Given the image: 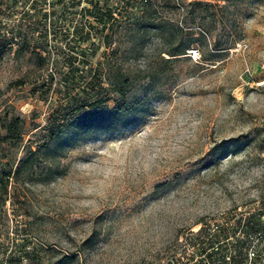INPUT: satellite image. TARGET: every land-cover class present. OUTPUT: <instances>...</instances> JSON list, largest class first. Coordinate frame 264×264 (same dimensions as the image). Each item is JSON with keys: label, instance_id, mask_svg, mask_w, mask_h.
I'll return each mask as SVG.
<instances>
[{"label": "rangeland", "instance_id": "374dc122", "mask_svg": "<svg viewBox=\"0 0 264 264\" xmlns=\"http://www.w3.org/2000/svg\"><path fill=\"white\" fill-rule=\"evenodd\" d=\"M93 1L0 0V120L23 124L21 142L0 140V166L13 169L41 136L67 62L70 79L99 61L120 67L131 120L9 177L0 264H209L206 236L211 264H261L233 244L264 239L246 233L264 223V0H95L111 10L103 24ZM187 35L197 56L166 58ZM107 96L111 106L118 94ZM199 226L200 253L187 242Z\"/></svg>", "mask_w": 264, "mask_h": 264}, {"label": "trees", "instance_id": "16d2710c", "mask_svg": "<svg viewBox=\"0 0 264 264\" xmlns=\"http://www.w3.org/2000/svg\"><path fill=\"white\" fill-rule=\"evenodd\" d=\"M139 2L142 4V7L152 5L150 0H139ZM87 11L93 15L94 19L101 22V24L105 20L112 19L111 10L95 0L87 8ZM175 27L177 28L178 26L175 25ZM81 28V26L74 28V34L77 35L78 42L86 40L89 36L87 31L81 32ZM178 30L177 36L180 37L181 29L178 28ZM186 40L180 44H172L165 51L167 54L166 58H176L178 55L184 53V49L188 48L187 46L192 39L187 35ZM39 57L40 59L44 58V56ZM67 57H69L68 54L64 56V59ZM82 64L84 65V63ZM67 65L66 70L62 72V76L67 79L62 87L61 99L56 102L55 108L48 110L43 124L40 125V128L44 130L40 134L41 136L34 143V146L23 144L22 147H24V150L21 156L17 158L13 169H4L0 166V196H4L6 193V184L9 177L15 180L20 172L27 170L33 165L36 157L40 156L44 159L49 158L52 160L53 157L62 155L61 151L63 148L66 149L70 145L85 139L94 134L98 129L113 131L117 130L124 123L131 121L123 114L126 107L123 104L122 97L124 96L129 79L128 75L120 67L112 69L109 63L99 61L91 68H84L83 66L82 70H80L82 72L81 75L70 79V71L68 69H72V66L68 62ZM102 83H106V86H101ZM100 88L105 89L103 94L97 92ZM89 92L91 93L88 95ZM108 92H116L118 94V97L113 98L114 102L111 106H107L105 103L108 98ZM22 125V118L18 115L12 114L9 117L4 116L0 120V127L3 129L0 134V140L13 144L21 142L23 133ZM27 140L28 142L32 141L31 138ZM262 229H264V223L257 221L246 233L260 232ZM205 240L206 244H204V248L210 247V250L205 253V258H208L209 264H211L218 258L216 254L217 247L212 245L214 239L210 236H206ZM187 242H190L192 245L196 244L199 248L198 253H200V243L203 242V240L200 241V226L195 231L190 232ZM247 244L244 240L234 241L233 250L237 254L242 253ZM263 246L264 243L259 248ZM19 251L20 258H28L32 249L25 250V248H22ZM78 251L71 252V254L63 253L60 258L61 263L73 260L77 256V253H79ZM171 257L174 259L173 263L179 261V258L175 257L174 254ZM192 258L193 256L191 255L186 260ZM184 262H180V264H184ZM200 262L201 259L197 258L191 264H201ZM9 263L7 261V264ZM55 264H58V262Z\"/></svg>", "mask_w": 264, "mask_h": 264}, {"label": "built area", "instance_id": "2783aa9c", "mask_svg": "<svg viewBox=\"0 0 264 264\" xmlns=\"http://www.w3.org/2000/svg\"><path fill=\"white\" fill-rule=\"evenodd\" d=\"M186 54L193 58L197 56L198 50L197 48L190 46L186 48ZM260 243L262 245L264 243V239ZM244 249H246V257L248 261H250L252 258L259 257L261 264H264V246L261 248H257L254 242H250Z\"/></svg>", "mask_w": 264, "mask_h": 264}]
</instances>
